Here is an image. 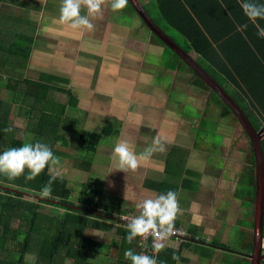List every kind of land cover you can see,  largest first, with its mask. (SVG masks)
<instances>
[{
    "label": "crops",
    "instance_id": "obj_1",
    "mask_svg": "<svg viewBox=\"0 0 264 264\" xmlns=\"http://www.w3.org/2000/svg\"><path fill=\"white\" fill-rule=\"evenodd\" d=\"M190 1L198 3L195 9L198 15L212 28L214 35L223 34L226 30L231 29L227 26L228 23L222 13L223 8L214 0ZM60 2L61 0H0V39L9 44L12 41L19 40L22 41V46L25 47L30 42L27 41L26 37L32 36L34 41L30 59L28 60V63H30L38 54L47 51L46 49L49 45L57 46L61 50V46L66 45L65 43L67 42L64 37L69 36L71 33L80 39L79 47H82L87 37H95L94 34L98 33L101 37H96V40L101 38L102 51L104 53L102 62L99 65V72L110 77L112 81L108 84L98 81L97 83L101 87L104 86V89L93 90L95 94L87 96L88 102H95L96 107L101 110L104 107L114 111L118 110L115 113H120L119 118L124 124L117 125L114 121L117 118L115 117L114 119L113 115L111 116L113 126L108 128L109 130H120V135L116 140L123 135L125 141L129 143L137 154L152 144L153 137H159L166 148L164 153H155L150 159L142 161L138 167L140 169L138 177L136 179L133 177V180L128 181L142 183V190L145 189V182L149 179L151 181L170 182L180 188L179 192L184 191L188 194L196 192L197 198L201 195L207 198L212 196L210 189L218 188L222 177L227 178L228 182L233 181L235 187H238L239 183L245 193V199L240 203L236 202L229 206L232 209L230 212L225 204L219 207L223 212L224 222L221 225L211 227L209 233L212 234L208 235L207 239L209 243H215L216 237L222 236L224 240L226 239L233 244V247L244 251L249 250V255L252 256L250 253L252 251L251 247H253L254 213L252 214L250 210L251 200L249 192L252 189L251 179L253 175L247 176L246 168L249 161L252 162L254 155L252 146L240 122L233 119L229 114L227 115L230 118L224 122V118L220 116V113L224 111L213 106L207 109L211 104L209 90L212 93L213 90L206 85L204 79L191 67L188 66L186 69L185 65L182 68L181 65L185 61L180 56L178 59L169 51V47L158 42L151 29L147 36L143 35L142 31L144 30L143 25L145 22L136 12L132 10L123 12L127 19L120 26L121 22L117 21L120 18L119 13L113 12L109 4L106 3L102 6V16H89V20L91 21L92 19L94 23L100 20L102 25L101 32L95 31L96 26L92 31L73 30L58 21L59 14L57 13L59 10L57 7ZM141 2L154 21L165 31V22L161 21L163 18L177 20V17L183 22L186 21V19H182L184 13L182 14L180 7H177L176 14L171 13V7L168 5L166 6V15L161 9V14L154 13L153 15L149 10L151 5L149 0H142ZM154 3L157 4V0H154ZM207 3L210 5L207 6ZM81 15H88L86 8H84V12ZM179 23L182 24L180 20ZM244 23L246 24L247 22ZM116 24L119 25L118 29L122 31V34L113 36L111 35L112 32L117 30ZM131 25L135 28L134 32H131ZM192 27L193 25L191 24L187 30ZM108 33L111 35L109 38L107 37ZM181 35L183 36V33ZM181 40L180 43H183L184 39ZM176 41L179 42L178 40ZM104 43H107L110 49H105ZM97 46H99V43ZM204 49L202 48L201 51ZM193 54L199 56V58H196L197 61L199 59L198 63L216 82L217 89L222 97H229L234 102L239 101L236 100L238 97L230 89L225 88L218 82L219 78L223 76H227L231 82L233 79L236 80L239 75L233 71L232 67L226 64L224 60L221 63L218 62L217 65L209 64L203 54L195 51ZM231 58L235 64H238L239 70L245 73L246 77H249L250 83L257 80V74L255 78L251 76L254 73L255 66L250 60L244 59L239 63L242 58L233 52H231ZM0 62L5 64L4 58H1ZM4 64L0 66V69L7 68L10 71H20L18 73H22L24 79L39 81L44 74H51L69 79V83L63 85V87L66 88V86L73 85L74 88V80L71 74L70 76L61 75L57 71H53L55 67L46 69L49 66L48 64L41 66L39 73L32 77L30 73L32 66H29V64L25 67ZM21 64L23 65V63ZM75 69L76 64L74 62L73 70L75 71ZM125 69L132 70L133 76L131 78L128 77ZM229 69L232 70L228 71ZM147 70L151 78H141V71ZM123 77L128 81L126 82ZM119 79H123L121 84L118 83L114 86V80ZM83 85H86L85 82H83ZM90 86L93 87L91 83L89 84ZM233 88L235 89V87ZM230 94H233L236 98H231ZM100 97H104L107 100H101ZM224 102L223 99L221 103L223 104ZM243 114L248 118L245 113ZM213 116L214 118H212ZM175 120L178 123H175ZM214 124L220 126L214 127ZM253 125L255 124L253 123ZM262 128H264V122L261 125ZM110 159H113L112 156H110ZM187 172L192 175L187 174ZM213 181H217L218 184L213 185L211 188L209 183ZM224 190L231 195L229 188L224 187ZM134 196L140 200L144 199L141 193ZM241 206H245V213L243 214ZM208 213L211 214L210 211ZM205 215L208 214L206 213ZM194 218V211L190 209L182 210V214L176 218L180 222L179 229L188 234L192 233L191 229L187 230L186 227L192 226ZM207 219L209 220V217ZM174 244L180 247L182 245V243L179 245L177 242H174ZM192 247L194 245L186 247L184 252L181 251V259H183L185 264L188 261L187 254L196 255ZM164 248L159 252L160 254L165 250ZM174 250L176 252L179 251L178 248ZM205 251H211L219 255L218 248L209 247ZM231 257H235L238 260L237 256ZM208 259L207 256V261ZM180 262H182L181 260H179V264H184ZM244 262L246 263L247 260H244ZM224 263L226 261L221 264Z\"/></svg>",
    "mask_w": 264,
    "mask_h": 264
},
{
    "label": "trees",
    "instance_id": "obj_2",
    "mask_svg": "<svg viewBox=\"0 0 264 264\" xmlns=\"http://www.w3.org/2000/svg\"><path fill=\"white\" fill-rule=\"evenodd\" d=\"M214 1L223 8L222 13L228 23L227 26L231 28L223 34L214 35L212 28L198 15L195 9L198 3H192L190 0H157V4L165 15L168 5L171 7V13L176 14L177 7H180L182 14L184 13L182 16V19H186L184 22L177 17V20L168 18L166 21L167 25L178 30L180 35L183 33L181 36L184 40L180 45L186 51L193 50L203 54L207 62L213 65L224 60L238 75H241L242 71L231 58V52L242 58L239 63L244 59L253 63L255 67L251 76L255 78L257 74L258 78L253 83H244L246 92L243 91V93L247 99L251 97L256 105L253 109L258 114V122H252V124L254 123L255 130L259 131L264 122V37L258 35L256 25L264 28V19H258L255 24L249 21L240 7L241 0ZM257 2L264 3V0H257ZM209 5L207 3V6ZM130 7L134 11L131 4ZM191 24L193 27L187 30ZM242 25H247L243 31L238 28ZM155 38L165 45L158 37L155 36ZM26 39L30 42L25 47L19 40L9 44L0 39V59L4 58L7 65L25 67V63L30 59L34 41L32 36H27ZM202 48L205 49L201 51ZM168 49L179 59L176 53ZM236 49L238 51H234ZM189 70L192 72L191 69ZM18 72L20 71L0 69V89L3 90V96L0 99V152L5 151L8 143H11L12 147L21 146L12 138L17 132L8 121L9 115L14 111L12 114L14 117L23 116L28 120L30 130L28 131L34 136V140L28 139V143L47 144L54 155L60 158V161L63 158H70L65 154L67 149L69 152L75 148V150H82L80 157L75 156L76 158L72 159L73 163L79 167L75 170L92 171L95 166V156L101 151V142L109 138H118L120 130L105 129L97 133L83 124L80 125L82 128L80 133H82L79 146L69 147L65 138L60 134L63 126L78 124L71 117H67L68 106L73 109L78 107V100L74 93L63 87L69 83V79L44 74L39 81H34L24 79L23 74ZM61 93L67 95L66 101L60 100L58 95ZM237 103L251 122L247 110L240 104V101ZM5 128H11V131L5 132ZM57 146H61L63 151L56 152ZM262 149L264 152V140ZM84 155L86 157H83ZM82 159L86 161L83 162ZM52 167L54 166L49 165L40 175L30 181L25 179L28 174L27 170L24 175L13 180L0 174V264H27L25 258L30 254H35L40 264H102L92 256L102 251L108 252L112 246L118 249L119 255L117 259L109 261L106 259L103 264H130V261L124 259V251L131 249L134 253L141 254V248L138 246V238L131 244L126 242V223L122 222L119 217L126 216L127 213L116 215L122 211V205L115 201L106 205L111 198L94 180H88V183L84 184L86 186H82L80 195L74 197L75 187L73 185H77V182L55 175V172L51 171ZM246 170L247 176L253 175L252 189L249 192L250 210L253 214L254 157H252V162L249 161ZM187 174L192 175L189 172ZM53 175L57 178L52 183V195L43 199L39 192ZM145 188L160 194L172 190L177 193V196L180 190L170 182L151 181V179L145 182ZM47 207L52 211L50 216L42 213ZM58 211H63V215L58 216ZM110 221L111 225L119 221L125 226V228L114 227V233L109 234L108 238L114 240L113 243L111 242L112 245L102 244L88 237L87 234L101 231ZM179 224L180 222L175 220L176 229L181 231ZM192 240L195 242L194 239ZM184 242L181 248L188 247ZM161 253L155 256L158 260L157 264H162L163 259L173 254H178L180 259L182 257L180 250ZM176 263L177 261L172 262V264Z\"/></svg>",
    "mask_w": 264,
    "mask_h": 264
},
{
    "label": "rangeland",
    "instance_id": "obj_3",
    "mask_svg": "<svg viewBox=\"0 0 264 264\" xmlns=\"http://www.w3.org/2000/svg\"><path fill=\"white\" fill-rule=\"evenodd\" d=\"M141 1L142 0H139L140 4L145 9L144 4ZM149 2L151 3V5L149 6V10L151 14L153 15L154 13L161 14L159 5L155 4L154 0L153 1L149 0ZM129 3L133 6L131 0H128V3L123 10L116 11L119 13L120 18L117 19V21L121 22L120 26H122L125 23V19H127V16H125L123 12L131 11V7ZM59 8H60V5L57 7V9L59 10ZM133 9H134V12L138 14L134 6H133ZM82 12H84L83 7L81 8V13ZM57 14H59V11ZM138 16L141 18L139 14ZM151 18L153 19L152 16ZM161 21L165 22L164 27L166 28V31L161 26L160 27L165 32H167L172 38H174V40L175 39L178 40L179 42H177L176 40L175 41L180 45L181 44L180 42L182 41L181 39L183 37L180 35L178 30H175V28L169 25H166V22H167L166 19L163 18V20ZM90 22H92L94 27L96 26V30H95L96 32L102 31V25L100 23V20L94 23L93 20L91 19ZM145 24L143 25L144 30L142 31V33L144 36H147L150 33V28L147 26V24L146 25ZM116 25H117V30L112 32L111 34L113 36L122 34V31H119L118 29L119 25L118 24ZM134 31H135V28L133 27V25H131V32H134ZM111 35H109L108 33L107 37L109 38ZM153 35L157 37L156 34L153 33ZM94 36L95 37H91V36L87 37L86 42L84 41V44H83L84 46L82 45V47H79L80 39L76 38L75 36H73V33H71L69 36L64 37L67 42L65 43L66 45L61 46V50L57 46L49 45L46 49L47 51H43L40 54H38L34 60L30 61V63H28V61L25 63V66L28 64L29 66H32V69L30 72L31 77L33 75L34 76L37 75L39 73L40 67L46 64L49 65L46 69H51L52 67H55L53 71H57L61 75H69V76L70 74L72 75V78L74 80V88H73V85L66 86V88L68 89L70 87L69 88L70 90H72L73 88L72 93H74V96L78 100V107L73 109L68 106L67 117H71L72 120L77 121L78 125L67 124V126H63L60 131L61 136L65 138L69 147L79 146L80 135L82 133V132L80 133V131L82 130L80 125L84 124L87 128H90L91 130L96 131L97 133H100L102 130L109 129L108 127L113 126L111 122V119H112L111 116L113 115H114V119L115 117L117 118L116 120H114L117 123V125L124 124L123 122H121L119 118L120 113H115V112H118V110L114 111L106 107H104L101 110L96 107L95 102H94L95 104L88 102L87 96L89 94H95L94 91L104 89L103 88L104 86L101 87V85L97 83L98 81H101L103 84H108L110 81H112L110 77L102 75L99 72L100 71L99 65L102 62V56H104V53L102 51L103 44H102L101 38L99 40H96V37H101L98 33H95ZM98 43H99V46L96 47ZM104 48L110 49V46L107 43H104ZM193 52H194L193 50H191L190 53L187 51V53L195 60V62L199 66H201L196 59V58H199V56H197L196 54H193ZM19 62H22V61H19ZM74 62L76 64L75 71L73 70ZM2 64H4V62H0V66H2ZM4 65H7V64L5 63ZM185 65L187 69L189 65L186 62H184V64H182L181 67L183 68ZM125 72L128 73V77L131 78L133 76L131 69H125ZM140 77L141 78H145V77L151 78V75L149 74L148 70L141 71ZM123 79L126 82L128 81L124 77ZM123 79L114 80L113 85L115 86L118 83L121 84V81ZM237 80H238V83L240 82V80L242 81L238 84L236 82ZM83 82H85L86 85H83ZM218 82L221 83L222 86H224L225 88L230 89L232 93L238 97L236 98V96L234 97L233 94L232 95L230 94L231 98H234V99L236 98V100H239L240 104L247 110V113H248V116L250 117L251 122H258V114L255 113L253 109L254 108L253 106H256L254 104V101H252L251 97L250 99H247L243 93V91L246 92L244 83H247V84L250 83L249 77L248 76L246 77L245 73H241V75H239L236 78V80L233 79L232 82L227 76L220 77ZM90 83L91 85H93V87L91 86L89 87ZM202 83H204V81H202ZM233 87H235V89ZM209 93H210L211 104L209 105V102H208L209 106L207 107V109L213 106V107H216L224 111L223 113H220V116L224 118V122L226 121V119L230 118L227 115L229 113H231L229 115L233 119L237 120L234 112L232 111V109H230L229 105H227L225 102L223 104L221 103L223 99L221 98L222 96L220 94L216 93L215 91H213L212 93L210 90H209ZM2 96H3V90L0 89V99L2 98ZM58 96L61 101H66L65 98H67V95L65 93H61ZM119 97L122 98L121 96ZM100 99L107 100L104 97H100ZM234 103L243 112L241 106L237 102H234ZM11 113L13 114L14 111H12ZM12 114L9 115L8 121L11 126H14V129H16V132H17V134H14L12 138L16 140L18 143H20L21 145L24 143H28V139H32L33 141L34 136L29 132L30 130L28 129V120L23 116H19L18 118L14 117ZM212 118H214V116ZM175 123H178V122L175 120ZM216 126H220V125L214 124V127ZM116 139L117 138H109L101 142V145H100L101 151L98 152L97 155L95 156V162H94L95 166L94 168H92V171L90 172H83L81 170H75V169H79V167L78 165H75V163H73L72 159L78 156L80 157V153L82 151V150L80 151L79 149L75 150L76 148L71 150L70 152L68 151L69 149H67L65 151L66 152L65 154L69 155L70 158H63L60 161L59 165L51 168V171L55 172L54 173L55 175L57 174L60 177L66 178L73 182H77V185H73V187H75L74 197H78L80 195V191L83 188L82 186L88 183L87 182L88 180L97 181L99 183L98 186L103 188L102 189L103 192L111 198L110 201L106 202V205H110V202H113V201L122 205L123 209L121 212H118V214H116L117 216H120L122 213H125V212L127 213L126 216L128 215L134 216L138 214V211L136 209V204L140 201V199L138 197H135L134 195L141 193V195L145 199V198H152L160 193L151 192L147 188L142 190V183H138V182L134 183V182L128 181V180H133V177H135V179L138 177L139 172H140L139 168H137L135 171L129 170L127 172L117 170L118 165L114 160L112 161L110 159V156H112L113 148L115 144L120 141H125V138L122 135L121 138H119L118 140ZM10 147H12V144L8 143V145L5 147V150H7ZM62 149L63 148L61 146H57L56 152ZM83 157H86V155H84ZM82 161L85 162L86 159L85 161L82 159ZM215 178H217V176H215ZM213 180H217V179H213ZM170 184L174 185L173 183H170ZM209 184L212 188L213 185L218 184V183L217 181H213ZM219 184L220 186H218V188L216 187L214 189H210L212 191V193L211 191L210 193L213 195L210 196L209 198L205 197L204 195H201L200 197L197 198L196 192H191V194H188L184 191H180L177 196L181 209L183 211L186 209H190L191 211H194V214H195V218H194L192 226L189 225L188 226L189 228L186 227L187 230L191 229L192 233L190 234L187 233L188 234L187 235L188 238H186L187 242H184V244L185 246H188V247L194 245L192 249L196 252V255L191 256L190 254L189 255L187 254L188 261L186 264H216V263L221 264L223 261H226V263L224 264H240V263L241 264H253V259L249 255V250L244 251L243 249L233 247V244H231L226 239L224 240V237L222 236L216 237L215 243L208 242L207 237H209L208 235L212 234V233H209L211 227L213 228L216 225H221V223L224 222L223 220L224 215H223V212L219 209V207L225 204V206L229 208V212H230L232 209L229 206L235 204L236 202L240 203L241 201L245 199L244 198L245 193L242 191V186L239 183H238V187H235V184H233V181L228 182L227 178L222 177ZM224 187L227 189L229 188L231 195H229L227 191L224 190ZM43 199H47V198H43ZM241 207H242V214H243L245 213L244 211L245 206H241ZM209 211L211 212V214L208 213ZM42 213L44 215L50 216L52 214V211L49 207H47L42 211ZM206 213L208 215H205ZM57 215L58 216L63 215V211H60V212L58 211ZM208 217H209V220L207 219ZM210 217H212V219H210ZM112 224L113 225H111V221L107 222V224L104 226V229H102L101 231L92 232L87 235L89 238L95 241H98L99 243L112 245L114 240L112 238L109 239L108 237H109V234L114 233V230H115L114 227L125 228L124 225L119 224V221H115ZM192 239H194L196 243L193 242ZM173 240H169L166 242V244L164 245L165 250L163 252L173 251L174 249H177V248L180 251L184 252L185 248H181L180 246L174 244L175 241ZM209 247H212L215 249L218 248L219 255L211 251L209 252L205 251V249ZM142 253L148 254V252H142ZM250 254L252 255V251ZM118 255H119L118 249L112 246L110 251L108 252L102 251L100 252V254L93 255L92 258L96 259L98 263L103 264L106 259L107 261H109L110 259H117ZM173 255L168 256L167 259L166 258L163 259L162 264H172V262H174V260L172 259ZM176 255L178 256V254ZM214 255L216 256L213 257ZM207 256L209 258L208 261H207ZM231 256H237L238 260H236L235 257H231ZM217 258L218 260H216ZM25 260L27 264H40L39 259L35 254L27 255ZM179 260H182L183 262V259H179ZM244 260H247V262L245 263ZM183 263L185 264V262ZM261 264H264V262H262Z\"/></svg>",
    "mask_w": 264,
    "mask_h": 264
},
{
    "label": "clouds",
    "instance_id": "obj_4",
    "mask_svg": "<svg viewBox=\"0 0 264 264\" xmlns=\"http://www.w3.org/2000/svg\"><path fill=\"white\" fill-rule=\"evenodd\" d=\"M109 4L113 12L126 7L128 0H61L58 21L73 30L92 31L94 25L89 16H102V6ZM86 8L88 15H81V8ZM240 7L246 18L253 22L264 19V3L257 0H241ZM247 25L238 26L243 31ZM258 28V35L264 37V28ZM10 132L11 128H5ZM166 148L159 137H153L152 144L137 154L127 141H120L113 148L112 158L117 163L118 169L123 172L135 171L142 161L150 159L155 153H164ZM60 158L55 156L51 148L44 143H24L19 147H11L0 152V174L9 180L16 179L25 174L26 180H34L46 167L57 166ZM53 175L39 192L41 198H49L52 195V183L56 180ZM138 211L134 216H122L120 219L126 222V242L131 244L136 238L147 241L152 238L151 249L158 254L164 248L166 239L176 233L175 220L182 214L177 193L169 190L152 198H145L136 204ZM147 247L145 243L143 245ZM124 259L130 264H157L155 255L137 254L131 249L123 253ZM172 259L179 264V256L173 255Z\"/></svg>",
    "mask_w": 264,
    "mask_h": 264
},
{
    "label": "water",
    "instance_id": "obj_5",
    "mask_svg": "<svg viewBox=\"0 0 264 264\" xmlns=\"http://www.w3.org/2000/svg\"><path fill=\"white\" fill-rule=\"evenodd\" d=\"M138 14L145 21L147 26L154 34L174 53L181 57L189 67L198 73L205 81L206 85L220 94L217 89L216 82L199 66L195 60L181 47L167 32H165L142 7L139 0H131ZM219 88V87H218ZM221 95V94H220ZM222 96V95H221ZM225 103L229 105L234 112L237 120L244 129L249 142L252 146L255 161V202H254V237L252 247L253 264H261L264 262V152L262 149V141L264 140V128L260 131L255 130L248 118L235 105L229 97H221Z\"/></svg>",
    "mask_w": 264,
    "mask_h": 264
},
{
    "label": "built area",
    "instance_id": "obj_6",
    "mask_svg": "<svg viewBox=\"0 0 264 264\" xmlns=\"http://www.w3.org/2000/svg\"><path fill=\"white\" fill-rule=\"evenodd\" d=\"M129 216V215H128ZM122 217V216H121ZM120 218V217H119ZM122 222H125V221H123L122 219H120ZM126 223V222H125ZM120 224H122L121 222H120ZM175 229H176V227H175ZM187 233H185V232H183V231H180V230H177L176 229V233L174 234V235H172V236H170L168 239H166L165 241H163V243H166L167 241H169V240H173V241H175V242H179V244L180 243H183L184 241H187V239L186 238H188L187 237ZM147 244V247H144L143 245L144 244ZM151 244H152V238L151 237H149L148 238V240L147 241H143L142 240V238H138V246L141 248V253L142 252H148L149 254H152V255H155V256H157L158 254H154L153 252H152V249H151ZM143 254V253H142Z\"/></svg>",
    "mask_w": 264,
    "mask_h": 264
}]
</instances>
